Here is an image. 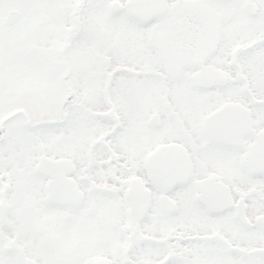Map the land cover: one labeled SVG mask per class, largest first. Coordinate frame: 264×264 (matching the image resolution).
I'll use <instances>...</instances> for the list:
<instances>
[{
	"label": "snow or ice",
	"instance_id": "snow-or-ice-1",
	"mask_svg": "<svg viewBox=\"0 0 264 264\" xmlns=\"http://www.w3.org/2000/svg\"><path fill=\"white\" fill-rule=\"evenodd\" d=\"M0 264H264V0H0Z\"/></svg>",
	"mask_w": 264,
	"mask_h": 264
}]
</instances>
